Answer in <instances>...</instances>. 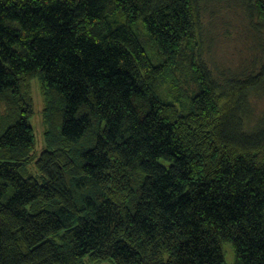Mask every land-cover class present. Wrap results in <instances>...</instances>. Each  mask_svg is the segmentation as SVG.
Instances as JSON below:
<instances>
[{"label": "trees", "instance_id": "16d2710c", "mask_svg": "<svg viewBox=\"0 0 264 264\" xmlns=\"http://www.w3.org/2000/svg\"><path fill=\"white\" fill-rule=\"evenodd\" d=\"M1 106L0 264H264V0H0Z\"/></svg>", "mask_w": 264, "mask_h": 264}, {"label": "rangeland", "instance_id": "374dc122", "mask_svg": "<svg viewBox=\"0 0 264 264\" xmlns=\"http://www.w3.org/2000/svg\"><path fill=\"white\" fill-rule=\"evenodd\" d=\"M257 43L255 39H247V42H239V43H222L221 48L219 49V57L222 59L226 64L232 67H238L241 65L244 60L251 58L254 52H258L254 45ZM32 99H33V106H34V114L31 118V123L35 128L36 131V148L37 152L41 153L48 144L47 136H46V123L44 114L46 111V100L45 95L42 91V85L38 80L33 81L32 83ZM264 108V107H262ZM0 110L2 114H7L6 107L1 106ZM50 113V112H48ZM57 112L50 116L51 118H56ZM227 248V263L233 264L234 263V254L232 251L231 245H226ZM226 250V249H225ZM87 264H112L110 261H98V262H91L86 260Z\"/></svg>", "mask_w": 264, "mask_h": 264}]
</instances>
